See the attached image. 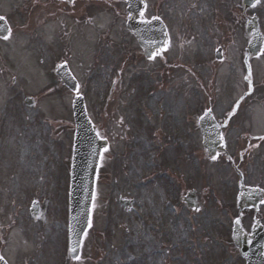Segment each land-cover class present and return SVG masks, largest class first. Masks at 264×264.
I'll list each match as a JSON object with an SVG mask.
<instances>
[{"label": "rangeland", "instance_id": "1", "mask_svg": "<svg viewBox=\"0 0 264 264\" xmlns=\"http://www.w3.org/2000/svg\"><path fill=\"white\" fill-rule=\"evenodd\" d=\"M145 1L146 16L161 17L169 37L154 59L145 58L124 33L122 0L76 5L96 10L88 12L85 30L72 23L67 7L57 11L69 28L46 22L41 4L33 0H0V14L12 26L11 38L0 42V254L10 264H28L19 263L27 255L30 264H57L61 253L67 258L63 215L70 132H65L69 121L62 119L69 118V95L58 82L49 85L34 65L41 50L50 54L59 48L41 43V37L53 34L66 47L97 130L112 137L100 158L88 240L82 259L73 264H244L230 240L237 175L227 163L204 160L195 122L205 109L229 122L228 150L245 182L264 187V49L251 61L253 89L247 96L242 61L245 15L254 11L264 33V0L252 11H243L241 0ZM50 6L47 2L45 10ZM217 46L222 47L220 60L214 58ZM47 54L46 65L52 57ZM177 55L179 62L187 61L188 71L171 64ZM117 80L106 117V93ZM27 94L34 100L25 105L21 98ZM51 118L64 123L56 126ZM186 125L188 138L182 140ZM184 143L196 156L172 157L187 151ZM168 162L171 171L184 170V177L171 179L178 171L170 173ZM191 187L200 200L196 209L178 198ZM33 196L40 202L49 197L43 223L26 214ZM121 196L132 199L128 209L120 204ZM255 217L264 225V201L256 212L242 210L245 230Z\"/></svg>", "mask_w": 264, "mask_h": 264}, {"label": "water", "instance_id": "2", "mask_svg": "<svg viewBox=\"0 0 264 264\" xmlns=\"http://www.w3.org/2000/svg\"><path fill=\"white\" fill-rule=\"evenodd\" d=\"M256 0H243L245 7H250ZM247 33L250 34L246 51L249 54H256L262 44L261 36L257 29V24L253 18L248 19ZM85 117L82 114L78 118V133L76 136L73 186L70 196L71 222H70V244L72 253L78 252L80 238L88 223L89 205L93 188V172L97 159V150L95 144L100 147L103 141H100L89 127ZM201 131L204 135V145L209 149L216 147L217 142L212 138L214 131V120L211 115H204L200 120ZM91 128V126H90ZM94 135H93V134ZM263 198V193L257 188L244 187L239 200V207L253 205ZM239 219V218H237ZM233 223L232 238L234 244L239 249L240 254L245 258L246 264H264V230L257 222L251 229L250 234H246L240 224ZM75 249V251H73Z\"/></svg>", "mask_w": 264, "mask_h": 264}, {"label": "flooded vegetation", "instance_id": "3", "mask_svg": "<svg viewBox=\"0 0 264 264\" xmlns=\"http://www.w3.org/2000/svg\"><path fill=\"white\" fill-rule=\"evenodd\" d=\"M77 0H68V1H65V0H39V4H41V8H43V13H42V16L44 18V20L46 19V7H47V2H50L51 3V7H49V10L51 11H55V4H58L59 2H67L69 4H74ZM91 0H85L86 3H89ZM69 13L70 14H73V20L76 22V23H82V24H87L88 23V9L85 8V13H78L77 9L76 8H70L69 9ZM55 18L56 19H60L61 18V13H58V14H55ZM233 163V162H232Z\"/></svg>", "mask_w": 264, "mask_h": 264}, {"label": "snow or ice", "instance_id": "4", "mask_svg": "<svg viewBox=\"0 0 264 264\" xmlns=\"http://www.w3.org/2000/svg\"><path fill=\"white\" fill-rule=\"evenodd\" d=\"M256 2L259 3V0H256ZM4 19H5L4 17L0 16V21H3ZM6 30L9 32V35H10V31L11 30L10 29H6ZM9 35L4 36V39H8L9 38ZM156 55H159V52H153V53H151L149 55V59H154ZM245 80L248 81L249 89L251 90L252 81H251V73L250 72H249V75L248 76H245ZM237 106H238V104H237ZM233 111H235V109ZM209 114H211V109H208L207 112L205 113V115H209ZM261 139H264V137H261ZM213 159H215V157H213ZM236 223H239V219H237ZM89 227H91V222L90 221H89ZM73 251H75V249H73ZM2 259H3V257H0V260H2ZM76 259H79V257H76Z\"/></svg>", "mask_w": 264, "mask_h": 264}]
</instances>
